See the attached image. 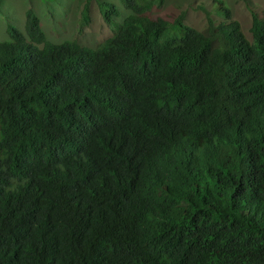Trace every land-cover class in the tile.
<instances>
[{
  "label": "trees",
  "instance_id": "trees-1",
  "mask_svg": "<svg viewBox=\"0 0 264 264\" xmlns=\"http://www.w3.org/2000/svg\"><path fill=\"white\" fill-rule=\"evenodd\" d=\"M215 1L229 20L200 30L154 16L167 0H97L95 47L89 3L60 43L32 8L8 25L0 264H264V18L249 36Z\"/></svg>",
  "mask_w": 264,
  "mask_h": 264
},
{
  "label": "rangeland",
  "instance_id": "rangeland-1",
  "mask_svg": "<svg viewBox=\"0 0 264 264\" xmlns=\"http://www.w3.org/2000/svg\"><path fill=\"white\" fill-rule=\"evenodd\" d=\"M87 3L92 25L78 39L85 40L89 46L95 47L111 32L103 23L97 0H0V41L10 38L7 30L9 24L24 29L26 12L30 8L39 16L42 27L52 42L60 43L74 39L78 33L73 30H76L77 20ZM225 5L231 12V19L240 22L249 36L252 34L253 14L264 18V0H225ZM218 7L219 4L215 0H167L161 6L157 3L153 7V15L167 16L169 13L178 14L185 10L186 23L204 30L210 24L209 18L214 19L215 24L229 20L218 15ZM64 24L65 28L62 27ZM64 35L67 40H62Z\"/></svg>",
  "mask_w": 264,
  "mask_h": 264
},
{
  "label": "clouds",
  "instance_id": "clouds-1",
  "mask_svg": "<svg viewBox=\"0 0 264 264\" xmlns=\"http://www.w3.org/2000/svg\"><path fill=\"white\" fill-rule=\"evenodd\" d=\"M174 170H175L174 167L172 165H170L168 162H163L159 166L160 181L162 183L170 186L171 189H173L171 187L172 177H169L168 174L172 173ZM120 181H125V180H120ZM238 183H240L243 186H246L247 189H252L256 192L261 191L258 177H254V176L245 177L241 181H239Z\"/></svg>",
  "mask_w": 264,
  "mask_h": 264
}]
</instances>
